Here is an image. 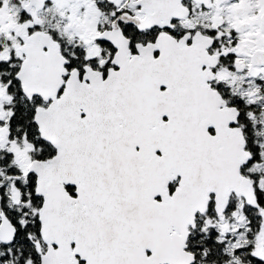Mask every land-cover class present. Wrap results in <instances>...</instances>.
Segmentation results:
<instances>
[{
	"label": "snow or ice",
	"instance_id": "obj_1",
	"mask_svg": "<svg viewBox=\"0 0 264 264\" xmlns=\"http://www.w3.org/2000/svg\"><path fill=\"white\" fill-rule=\"evenodd\" d=\"M0 264H264V0H0Z\"/></svg>",
	"mask_w": 264,
	"mask_h": 264
}]
</instances>
